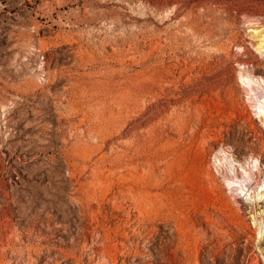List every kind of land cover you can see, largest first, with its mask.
Instances as JSON below:
<instances>
[{"label":"rangeland","instance_id":"1","mask_svg":"<svg viewBox=\"0 0 264 264\" xmlns=\"http://www.w3.org/2000/svg\"><path fill=\"white\" fill-rule=\"evenodd\" d=\"M264 0H0V264H264Z\"/></svg>","mask_w":264,"mask_h":264},{"label":"bare ground","instance_id":"2","mask_svg":"<svg viewBox=\"0 0 264 264\" xmlns=\"http://www.w3.org/2000/svg\"><path fill=\"white\" fill-rule=\"evenodd\" d=\"M264 36V35H263Z\"/></svg>","mask_w":264,"mask_h":264}]
</instances>
